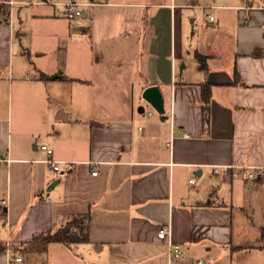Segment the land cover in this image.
<instances>
[{"label":"crops","instance_id":"crops-1","mask_svg":"<svg viewBox=\"0 0 264 264\" xmlns=\"http://www.w3.org/2000/svg\"><path fill=\"white\" fill-rule=\"evenodd\" d=\"M77 1L0 0V264L85 214L89 242L50 243L48 264H264V180L212 171L264 168V5ZM154 85L164 120L142 117Z\"/></svg>","mask_w":264,"mask_h":264},{"label":"trees","instance_id":"trees-1","mask_svg":"<svg viewBox=\"0 0 264 264\" xmlns=\"http://www.w3.org/2000/svg\"><path fill=\"white\" fill-rule=\"evenodd\" d=\"M247 6H255L257 4H263L264 0H243ZM8 8L5 4H0V22L8 15ZM202 67L207 71L206 58L199 56ZM42 78L45 80H67L64 74L45 75L42 74ZM201 97H202V111L204 115V123L208 124L211 114V97H212V85L208 82L201 84ZM91 216L85 215H73L66 223L59 226L54 231L47 232L44 236L39 237L32 247L24 249L15 248V252L25 254L30 249L38 250L42 252L50 243H63L67 246L75 244H82L89 242V224ZM5 250V246L0 245V252Z\"/></svg>","mask_w":264,"mask_h":264},{"label":"built area","instance_id":"built-area-1","mask_svg":"<svg viewBox=\"0 0 264 264\" xmlns=\"http://www.w3.org/2000/svg\"><path fill=\"white\" fill-rule=\"evenodd\" d=\"M64 6L67 8L69 15L80 17L83 14V10L81 9V4L77 0H67L64 3ZM213 20V16L210 17ZM156 112V110L148 103L147 108L142 113L143 119H148L152 117ZM184 138H189L190 135L188 133L183 134ZM43 151H45L49 156H52L54 151L47 145H42L40 147ZM48 162L52 165L53 170L59 171V161H55L53 159H49ZM248 169L247 178L251 181L255 180H264V168H255V167H243V166H231V165H214L212 166V171L215 174L223 173L229 174L235 172L236 174H241L243 170ZM94 175L97 172L93 173ZM196 179H191L190 182L195 183ZM3 204L5 206L8 205V201L4 200ZM158 237L163 240H169V248H168V256L170 258L180 256L182 254L181 248L179 245L173 243L172 241V228L170 226L163 227L158 231ZM20 247H25V245H20ZM8 250H10V245H8ZM9 264H23V257L12 255L9 256Z\"/></svg>","mask_w":264,"mask_h":264},{"label":"water","instance_id":"water-1","mask_svg":"<svg viewBox=\"0 0 264 264\" xmlns=\"http://www.w3.org/2000/svg\"><path fill=\"white\" fill-rule=\"evenodd\" d=\"M142 97L145 101H147L155 110L156 112L161 115V119H166V108H165V100L162 94L160 87L154 85L147 87L142 94ZM59 183V179L54 181L49 190H51L54 186Z\"/></svg>","mask_w":264,"mask_h":264},{"label":"rangeland","instance_id":"rangeland-1","mask_svg":"<svg viewBox=\"0 0 264 264\" xmlns=\"http://www.w3.org/2000/svg\"><path fill=\"white\" fill-rule=\"evenodd\" d=\"M223 1H227V0H203L202 2L217 6L218 4H221ZM209 12H211L214 16L219 15V12L216 10H209ZM70 254L76 257L82 256L80 248H78V246H75L73 250L70 251ZM51 255H53V253H51ZM25 259L29 261L28 264H48L51 262L50 255L44 252H40V251L27 253Z\"/></svg>","mask_w":264,"mask_h":264}]
</instances>
